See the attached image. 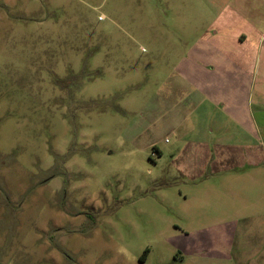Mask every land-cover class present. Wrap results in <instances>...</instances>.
<instances>
[{
  "label": "rangeland",
  "instance_id": "1",
  "mask_svg": "<svg viewBox=\"0 0 264 264\" xmlns=\"http://www.w3.org/2000/svg\"><path fill=\"white\" fill-rule=\"evenodd\" d=\"M231 10L229 0H0V264H264L254 200L264 178L245 179L252 205L240 209L229 182L205 178L212 157L253 143L236 121L256 109L242 93L213 102L194 84L215 64L233 75L227 62L252 65L255 45ZM211 213L247 216L232 253L247 260H181L211 254L204 238L233 229L212 226Z\"/></svg>",
  "mask_w": 264,
  "mask_h": 264
},
{
  "label": "crops",
  "instance_id": "2",
  "mask_svg": "<svg viewBox=\"0 0 264 264\" xmlns=\"http://www.w3.org/2000/svg\"><path fill=\"white\" fill-rule=\"evenodd\" d=\"M229 2L232 3L229 18H236L240 12L242 14L243 26H247L246 30L243 31V43L251 40L249 44L255 45V59L251 66H245L244 61L227 62V67L238 69L236 75L231 74L228 69L225 72L218 71L219 64H215L213 67L209 66L208 72L195 75L194 84H196L195 89L198 94L207 100L210 99L214 102V97H217L216 93L221 90L227 93L238 91L242 93V98L245 100V104H248V107L253 105L256 108L255 111L250 112L248 118L245 119L244 112L243 116L238 117L236 120L240 123L239 126L241 125L245 131L249 132L250 142L253 143L247 142L248 145L244 148L245 151L235 158H232L231 155L212 157L211 162L208 163L212 171L205 176L207 179H215L213 174H218V176H222L223 181L226 180V184L229 182L225 195L231 196H227L231 205L240 209L241 206L248 207L252 205L250 204L252 200L251 189L247 182H244L245 179L260 183L261 179L264 178V173H261V169H264V0H242V11L238 9L237 0H229ZM260 22L262 23L260 24ZM236 83L238 84L236 85ZM259 144L261 148H259ZM248 167H257L260 170L258 172L254 171L250 175L243 171ZM232 179L238 181L236 186L232 185ZM214 185L217 187L215 183ZM255 191L257 192V198L254 200L264 204V189L258 187ZM214 192H217V189L211 186L209 193L213 195ZM197 216L199 219L203 217L202 214ZM209 217L215 221L212 226L216 228L230 226L233 229L228 232L219 231L209 236V238H204V241L213 248L211 254H180L181 260L185 255L204 260L220 258L232 260L236 241L235 228L240 222L246 221L247 216L244 215L241 218L235 216L230 222H223V220L216 218L213 213ZM201 239L202 237L199 240L196 239V241L202 242ZM225 241L227 245H225ZM249 256L245 252V254L233 255V259L243 261L247 260Z\"/></svg>",
  "mask_w": 264,
  "mask_h": 264
}]
</instances>
